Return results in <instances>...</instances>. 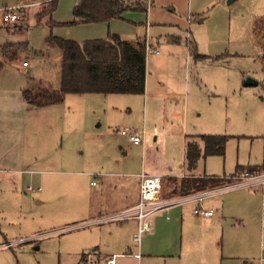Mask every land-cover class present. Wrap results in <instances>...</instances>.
Returning a JSON list of instances; mask_svg holds the SVG:
<instances>
[{"label":"rangeland","instance_id":"1","mask_svg":"<svg viewBox=\"0 0 264 264\" xmlns=\"http://www.w3.org/2000/svg\"><path fill=\"white\" fill-rule=\"evenodd\" d=\"M15 1L0 0V8ZM39 1L41 14L49 16L53 0ZM70 1L62 0L54 19L67 14L64 6ZM131 16L142 22L147 13ZM262 17L264 0L231 5L228 0H152L149 32L145 24H119L124 40L147 36L152 41L153 50L146 41L148 113L139 95L70 94L54 105H29L24 89L42 83V90L51 86L56 92L61 51L49 50L48 58L41 51H19L23 63L32 64L28 69L0 51V264H78L80 255L103 246V236L81 210L102 182H135L142 172L180 177L186 135L229 137L225 155L202 158L198 168L227 176L226 186L205 193L222 192L203 202L220 222L199 225L189 217L194 241L183 244L180 221L160 237L145 240L141 262L122 257L118 263L258 264L264 255V193L236 184L250 167L264 174V166L256 167L264 164V38L254 30ZM46 22L41 19L25 35L7 38L17 46L26 41L39 45L49 33ZM198 54L214 60H195ZM249 78L257 84L245 86ZM116 126L144 130L145 143L135 145ZM238 166L245 170L231 176ZM165 188L162 198L173 199L176 188L171 183ZM196 193L177 191L174 197ZM182 208L189 211L193 205Z\"/></svg>","mask_w":264,"mask_h":264},{"label":"crops","instance_id":"2","mask_svg":"<svg viewBox=\"0 0 264 264\" xmlns=\"http://www.w3.org/2000/svg\"><path fill=\"white\" fill-rule=\"evenodd\" d=\"M128 9L121 15L120 18L118 19H113L110 22L106 23H100V24H81V25H76V26H63V23H68L74 21V8L76 7L77 3L79 0H71L67 5L65 4V8L67 7V14L65 16H61L59 18L54 19V14H56L58 11H60L61 8V3L62 0L58 1L57 9L53 12V14H41V5H34L37 2H41L39 0H17L14 3H9L6 5H3L1 8H11V7H16L20 5H25L27 6L25 11H26V17L23 20V24H21L19 27H22L21 29L19 28H14V29H7L6 27H3L1 25V18H2V12L0 8V36L2 37L4 34V40L3 43L0 44V51L4 55L5 58L11 56V58L15 59L16 63L20 65L22 64V67L25 69L31 68L32 64L27 62V65L25 66V62L23 63L22 58L19 57V51L21 50H26L27 53L30 51H41L42 53L45 52L46 58L49 56V50L57 51L59 47L57 46L56 43L52 41V38H62L66 40H74L79 43H85L86 41L89 40H109L111 36L116 35L119 36L121 40L127 41L131 44L137 45L138 43H142L146 46V41L148 42V47L149 49H152V41L151 39L149 40L147 36L145 38L137 36V38L133 41H128L124 40L121 36L120 31H118L117 26L119 24H126V25H137V24H145L146 25V30L149 32L152 27L153 23L149 19V11L152 7V0H124ZM154 1V0H153ZM133 13H147V17L145 21L139 22L136 21L134 17L131 16ZM42 17V18H41ZM41 19H44V22L48 20L47 25L49 29L48 36L44 34L43 39L39 43V45H34L30 41H26L23 43L22 46H17L18 43L16 41H12V39L7 38L13 34L14 36L16 35H25L29 30L30 26L34 23H41ZM202 20L200 21V23ZM51 23L54 24L51 26ZM165 25V24H162ZM184 30V29H183ZM19 31V32H18ZM67 31V32H65ZM187 31V30H186ZM180 38L174 39L175 42H178ZM193 41V38L191 36V45ZM196 45V43H195ZM10 47V48H9ZM193 47V45H192ZM197 48V46H196ZM57 49V50H55ZM147 49V47H146ZM60 50V49H59ZM153 50V49H152ZM157 55H159V51H154ZM195 52V50H194ZM198 52V49H197ZM195 52V53H197ZM31 53V52H30ZM41 53V54H42ZM43 53V56H45ZM199 55V54H198ZM203 56V55H199ZM199 57L196 56L194 59H198ZM61 59H62V53H61ZM147 59H148V49H147ZM209 60H213L212 58ZM34 70V69H33ZM147 78H148V70H147ZM31 80V77L29 78ZM42 85V83H41ZM41 85L38 87V89H24L23 92L25 91H30L33 93V95L40 94L42 92H54L53 88L50 86V90L45 91L42 90ZM60 85L61 82L56 85V92L60 91ZM149 87V81L146 79V88ZM22 92V94H23ZM87 95H101V94H84L83 96ZM67 96V95H66ZM66 96L64 97L63 101H65ZM105 96H111V95H105ZM125 96H133V95H125ZM139 96H144L145 98V110L148 113V108H149V96L148 94L146 95V90L145 94L139 95ZM24 98V96H23ZM24 101L29 104L25 98ZM62 101V102H63ZM57 104V103H56ZM30 105V104H29ZM54 105V104H53ZM41 107H46V106H41ZM109 111H115L118 112V107H110L108 108ZM131 111V109H129ZM114 113V112H113ZM127 128V127H120L116 126L115 131L120 133V130ZM114 130V129H113ZM139 132H144V130H137ZM197 137V136H202V135H186L184 139V145H183V151H184V165L183 168L185 172L183 175H181L178 178H171L172 180H169V178H166L162 175L159 174H149V175H155V176H161L163 178V189L165 188L166 184H172L176 189L173 195L169 198H177L174 197L179 191L181 194H190L192 192H198L196 194L192 195H197V194H204L207 190L204 191H197L195 188H192L190 185L187 186V188H183L182 184L184 181H188L192 183V181L197 180V179H203V178H211V177H218V178H225L227 177L226 175L224 176H219V175H210L206 171L200 172L198 170L199 168V163L197 168L194 171H189L187 166H186V161H185V145L188 140V137ZM145 139V136H144ZM141 146V145H138ZM203 148V145L201 146ZM264 166L263 165H257L256 167ZM239 167V166H238ZM243 167V166H241ZM245 168V167H244ZM238 169V168H237ZM146 173L142 172L141 174ZM136 175L134 176L137 181L133 182L131 180H125V179H120L117 178L115 180H109L107 179L106 182H102V186L98 191L94 193V195L90 198V200H87V202L84 204V206L81 208L83 211L84 217L86 219H89L90 225H93L95 228L102 236H103V243L101 245H97L93 247V251L95 254L98 255L102 260H106L109 258L116 257V261L119 258L122 257H131L136 259L138 262H141L143 260V255L142 251L145 247V240L151 239V238H157L160 237L163 233H165L168 229L174 228L176 226L177 222L182 223V228H183V244L185 245L186 241L191 242L195 240V237L191 235V225H190V220H187L189 217H192L190 219L194 220L196 223L199 225H214L215 223L220 222V218L216 217L217 212L215 211V216H213L210 219H203L196 217L193 214L194 208L197 206L195 202L183 204L179 207L174 206L168 210H165L155 216L152 217V222L154 225V229L151 233L145 234L142 239L141 245L138 246L134 241H133V236L138 230V222L136 220H128L124 222H112V223H96L100 221L102 218L118 214L121 212H124L126 210H129L133 207L136 206V204L139 201V195H140V176ZM148 174V173H146ZM237 174V171L235 174L231 175L234 176ZM97 177V176H96ZM112 177V176H111ZM116 177V176H115ZM118 177V176H117ZM112 179V178H111ZM175 183H179L180 187L175 185ZM93 187H96V185H93ZM226 186V185H225ZM222 188V187H221ZM259 188V187H257ZM218 189V188H217ZM231 189V188H230ZM209 190V189H208ZM213 190V189H210ZM225 191V190H224ZM222 191H218L215 193H219ZM212 193L211 195L215 194ZM167 196V192L165 193ZM209 195L208 197H210ZM189 196V195H188ZM206 197L200 204L199 206L202 207L205 210H213L212 208H207L203 205V202L208 198ZM186 205H193V208L189 211L185 210L184 206ZM172 213L173 217L171 218L170 216H167V214ZM169 217V219H168ZM93 223V224H92ZM103 247V248H102ZM89 252V253H91ZM137 254L141 255V258L138 259L135 256ZM264 255H261V258L258 261V264H264ZM87 255L83 253L80 255L79 258V263L78 264H86L87 263ZM81 262V263H80ZM117 264L118 261H117Z\"/></svg>","mask_w":264,"mask_h":264},{"label":"trees","instance_id":"3","mask_svg":"<svg viewBox=\"0 0 264 264\" xmlns=\"http://www.w3.org/2000/svg\"><path fill=\"white\" fill-rule=\"evenodd\" d=\"M58 1L51 2L49 14H53L57 9ZM127 9L124 0H79L74 8V21L62 25L106 23L120 18ZM53 25L51 23V26ZM254 30L264 38V17L255 22ZM52 41L57 44L62 53L60 91L42 92L35 96L32 92L25 91L23 96L30 105L41 107L60 103L66 95L70 94H145L147 49L144 44L134 45L121 40L116 35L111 36L109 40H89L85 43L55 37ZM200 57L211 59L207 56ZM2 67L0 63V71ZM228 141L229 137L219 135L188 137L185 145V161L188 170L194 171L202 158L214 155L224 156ZM244 170V167L239 166L237 174ZM249 170L260 172L258 168L250 167ZM227 183H229L228 179L225 178L208 177L194 180L192 183L184 181L182 187L187 188L190 185L197 191H204L224 187Z\"/></svg>","mask_w":264,"mask_h":264},{"label":"built area","instance_id":"4","mask_svg":"<svg viewBox=\"0 0 264 264\" xmlns=\"http://www.w3.org/2000/svg\"><path fill=\"white\" fill-rule=\"evenodd\" d=\"M42 2H37L34 5H41ZM27 6L20 5L16 7L6 8L2 10L1 25L3 27H18L22 24L26 17ZM149 49V47H148ZM27 63H25V66ZM122 136L128 137L129 140L135 145H143L145 143L144 132H133L128 128L120 130ZM140 195L139 201L135 207L124 212L114 214L102 218L96 223H112L124 222L128 220H136L138 222V230L133 236V241L140 246L145 234L151 233L154 229L152 217L168 210L174 206L195 202L197 206L193 210L196 217L203 219H210L215 216L214 210H205L199 204L212 193L207 192L204 194L189 195L181 198L163 199L161 194L163 190V178L161 176L149 175L146 173L140 176ZM239 182L236 186H254L259 187L264 193V174L258 172H243L239 176ZM95 185L94 182H92ZM234 186V187H236ZM233 188V187H231ZM30 190H32L30 188ZM40 191V190H38ZM169 219V217H168ZM93 224V223H92ZM5 247H9L6 244ZM136 258L140 259L141 255L137 254ZM264 260V258H263ZM86 264H117L116 257L102 260L95 252L87 254Z\"/></svg>","mask_w":264,"mask_h":264},{"label":"water","instance_id":"5","mask_svg":"<svg viewBox=\"0 0 264 264\" xmlns=\"http://www.w3.org/2000/svg\"><path fill=\"white\" fill-rule=\"evenodd\" d=\"M236 1H237V0H228V4L231 5V4H233L234 2H236ZM256 84H257L256 81L253 80V79H251V78L247 79V80L245 81V83H244L245 86H254V85H256ZM37 249H38V248H37Z\"/></svg>","mask_w":264,"mask_h":264}]
</instances>
